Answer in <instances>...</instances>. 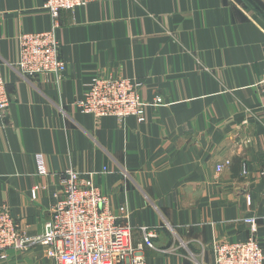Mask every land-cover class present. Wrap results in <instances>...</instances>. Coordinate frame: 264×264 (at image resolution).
<instances>
[{"label":"crops","instance_id":"crops-1","mask_svg":"<svg viewBox=\"0 0 264 264\" xmlns=\"http://www.w3.org/2000/svg\"><path fill=\"white\" fill-rule=\"evenodd\" d=\"M44 2L0 0L11 99L0 111V207L41 235L64 171H94L134 244L143 226L157 231L147 264H215L214 241L248 239L249 216L264 251V0H100L64 10L59 85L16 66L20 34L54 28ZM95 76L140 81L146 120L82 113L77 101ZM0 264L55 262L34 246Z\"/></svg>","mask_w":264,"mask_h":264},{"label":"built area","instance_id":"built-area-1","mask_svg":"<svg viewBox=\"0 0 264 264\" xmlns=\"http://www.w3.org/2000/svg\"><path fill=\"white\" fill-rule=\"evenodd\" d=\"M96 1L100 0H45L44 7L54 20V28L20 34L16 63L19 72L30 79L44 75L59 85L67 72L56 35L60 14ZM87 86L84 98L77 101L82 113L97 119L110 116L121 121L129 117H136L139 122L146 120L150 103L142 99V84L137 79L95 76ZM257 86L264 95V68ZM156 100L162 102L160 98ZM10 102L7 80L0 72V111L8 109ZM38 167L40 175L49 173L42 154L38 156ZM223 168L224 165L218 166L219 171ZM243 174H247L246 168ZM97 176L94 171L87 174L75 169L64 171L61 188L53 195L52 218L45 223V232L41 235L26 234L9 207H0V260L6 259L11 250L22 252L44 246L46 257L55 264H147L144 250L155 248L153 240L157 231L143 226V239L134 244L133 228L112 212L110 198L102 193ZM260 177L264 180V166ZM33 198H36V189ZM120 211L124 212V208ZM243 221L250 225L252 235L244 241H214L215 264H264V251L256 235L257 217L249 216Z\"/></svg>","mask_w":264,"mask_h":264}]
</instances>
